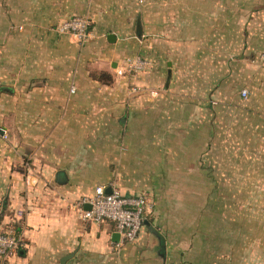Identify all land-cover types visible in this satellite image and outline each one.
I'll list each match as a JSON object with an SVG mask.
<instances>
[{
  "label": "crops",
  "instance_id": "0c3cea01",
  "mask_svg": "<svg viewBox=\"0 0 264 264\" xmlns=\"http://www.w3.org/2000/svg\"><path fill=\"white\" fill-rule=\"evenodd\" d=\"M249 1L0 0V232L24 245L0 264H123L135 242L116 252L114 223L81 217L97 185L128 194L137 175L189 173L176 144L198 160L196 145L227 133L264 154V40L243 38ZM72 16L88 20L86 41L58 30ZM214 105L237 117L213 124Z\"/></svg>",
  "mask_w": 264,
  "mask_h": 264
},
{
  "label": "rangeland",
  "instance_id": "374dc122",
  "mask_svg": "<svg viewBox=\"0 0 264 264\" xmlns=\"http://www.w3.org/2000/svg\"><path fill=\"white\" fill-rule=\"evenodd\" d=\"M235 13L229 18L236 17ZM243 17L247 21L243 38L253 28L263 41L264 0H254V8L246 9ZM236 34L241 36V31ZM239 50L231 52L244 56ZM258 52L259 56L264 54L263 45L254 54ZM178 85L186 87L187 80H179ZM177 97L180 105L175 112L184 126L188 96L179 93ZM236 102L232 100V104ZM241 103L235 107H242ZM206 114L203 112L204 117ZM236 114L234 109L214 105L207 117L216 124L215 121L236 118ZM163 133L169 135L168 129ZM176 146L181 152L176 160L183 162L180 167L184 164L186 168L191 162L189 173L179 169L173 174L137 175L135 188L126 190V195L144 196V220L164 235L165 254H159L158 238L143 223L123 264H264V154L256 152L251 144H242L232 133L221 141L216 137L211 143L196 145L198 160L189 149L192 144L184 141ZM238 147H243L244 152H239ZM205 169L210 174H203ZM128 180L126 175L119 178L125 186Z\"/></svg>",
  "mask_w": 264,
  "mask_h": 264
},
{
  "label": "built area",
  "instance_id": "2783aa9c",
  "mask_svg": "<svg viewBox=\"0 0 264 264\" xmlns=\"http://www.w3.org/2000/svg\"><path fill=\"white\" fill-rule=\"evenodd\" d=\"M142 1V0H137ZM89 22L81 16H72L64 20L58 27L60 32L74 34L80 41L89 37ZM264 62V54L261 55ZM142 62L136 59L131 63L132 68H140ZM246 97L247 90L240 91ZM81 217L84 220L100 223L110 221L114 223L118 239L113 243L112 249L118 252L126 243L134 242L140 232L144 221L145 198L142 195H126L120 190L111 187L106 192V185H97L91 196L79 201ZM89 205L82 209L81 206ZM24 247L23 242L10 232H0V261L7 260L17 250Z\"/></svg>",
  "mask_w": 264,
  "mask_h": 264
},
{
  "label": "water",
  "instance_id": "95a60500",
  "mask_svg": "<svg viewBox=\"0 0 264 264\" xmlns=\"http://www.w3.org/2000/svg\"><path fill=\"white\" fill-rule=\"evenodd\" d=\"M111 188L110 187H106V192H110ZM87 208H89V205H87ZM144 224H146L149 227V230L152 234H154L159 241V254L161 256H164L165 254V238L162 234H160L152 225L149 224V222L145 219L143 221Z\"/></svg>",
  "mask_w": 264,
  "mask_h": 264
}]
</instances>
